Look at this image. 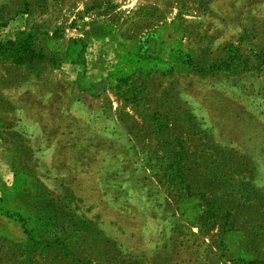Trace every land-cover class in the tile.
<instances>
[{
    "label": "rangeland",
    "instance_id": "obj_1",
    "mask_svg": "<svg viewBox=\"0 0 264 264\" xmlns=\"http://www.w3.org/2000/svg\"><path fill=\"white\" fill-rule=\"evenodd\" d=\"M0 264H264V0H0Z\"/></svg>",
    "mask_w": 264,
    "mask_h": 264
},
{
    "label": "crops",
    "instance_id": "obj_2",
    "mask_svg": "<svg viewBox=\"0 0 264 264\" xmlns=\"http://www.w3.org/2000/svg\"><path fill=\"white\" fill-rule=\"evenodd\" d=\"M185 10H187V8H186ZM185 10H184V12H185ZM73 51L75 52V54L79 53V49H78V48L76 49L75 46L73 47ZM106 90H107V89H106Z\"/></svg>",
    "mask_w": 264,
    "mask_h": 264
},
{
    "label": "trees",
    "instance_id": "obj_3",
    "mask_svg": "<svg viewBox=\"0 0 264 264\" xmlns=\"http://www.w3.org/2000/svg\"><path fill=\"white\" fill-rule=\"evenodd\" d=\"M31 53H32L33 57H34V55L36 54V53H34V51H29V54H31ZM36 55H40V54L37 53ZM17 60H19V58H18Z\"/></svg>",
    "mask_w": 264,
    "mask_h": 264
}]
</instances>
